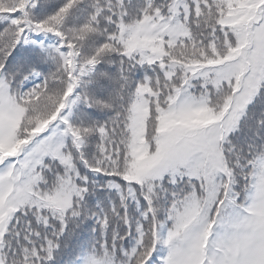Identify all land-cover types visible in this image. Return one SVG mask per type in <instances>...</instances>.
Listing matches in <instances>:
<instances>
[{
  "label": "snow or ice",
  "instance_id": "6c2138e0",
  "mask_svg": "<svg viewBox=\"0 0 264 264\" xmlns=\"http://www.w3.org/2000/svg\"><path fill=\"white\" fill-rule=\"evenodd\" d=\"M0 264H264V0H0Z\"/></svg>",
  "mask_w": 264,
  "mask_h": 264
}]
</instances>
